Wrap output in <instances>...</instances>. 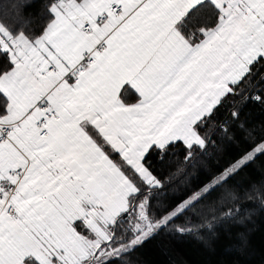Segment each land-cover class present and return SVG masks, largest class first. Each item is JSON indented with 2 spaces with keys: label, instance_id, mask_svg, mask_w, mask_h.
<instances>
[{
  "label": "snow or ice",
  "instance_id": "6c2138e0",
  "mask_svg": "<svg viewBox=\"0 0 264 264\" xmlns=\"http://www.w3.org/2000/svg\"><path fill=\"white\" fill-rule=\"evenodd\" d=\"M45 13L28 29L0 8V264H127L161 232L202 238L234 218L229 181L264 155V126L206 180L153 200L229 133L209 127L221 108L264 103L248 92L264 0H47ZM178 147L164 178L149 158Z\"/></svg>",
  "mask_w": 264,
  "mask_h": 264
},
{
  "label": "trees",
  "instance_id": "16d2710c",
  "mask_svg": "<svg viewBox=\"0 0 264 264\" xmlns=\"http://www.w3.org/2000/svg\"><path fill=\"white\" fill-rule=\"evenodd\" d=\"M46 3L47 0H0V8L6 7L21 26L32 29L46 15ZM257 68L259 71L248 85V92L253 95L264 92V80H261L264 67L258 65ZM234 107L240 113L235 121L229 115ZM223 122H227L229 133L214 131V143L210 142L203 153L197 150L186 170L173 176L170 185L155 194L154 206L169 201L178 189L206 180L209 174L238 157L250 142L249 131L264 126V103L238 98L235 105L226 104L221 108L209 127H218ZM173 152L177 155H172ZM179 153V147L169 149L163 164L158 158L149 159L157 173L167 178L170 172L176 171L175 162L183 160ZM228 186L237 195L230 205L238 209L234 218L218 222L211 234L202 232V238L161 232L126 255L124 260L127 264H264V203L261 202L264 200V155L234 176Z\"/></svg>",
  "mask_w": 264,
  "mask_h": 264
}]
</instances>
